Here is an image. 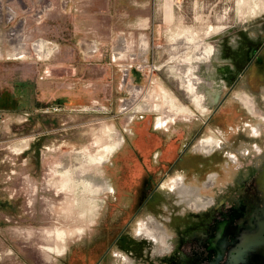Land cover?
Returning <instances> with one entry per match:
<instances>
[{
	"label": "rangeland",
	"instance_id": "1",
	"mask_svg": "<svg viewBox=\"0 0 264 264\" xmlns=\"http://www.w3.org/2000/svg\"><path fill=\"white\" fill-rule=\"evenodd\" d=\"M7 1L0 0L2 4ZM25 1L7 5L17 9L9 26L26 19L22 29L28 56L6 60L5 53L14 49L5 33L7 26H0L4 54L0 64L19 81L23 92L12 105L7 98L0 100V264H93L104 253L102 264H121L125 256L119 260L111 253L124 252L122 246L131 244L148 253L149 264H210L217 255L208 248L210 232L225 218H233V232L219 264H264V155L243 159L246 168L240 173L230 164L213 188H202L210 164L196 175L193 168L167 169L182 145L196 147L200 141L220 138L210 125L202 127L214 108L213 100L204 94L203 104H195L179 83L175 64L182 61L188 69L198 65L192 73L210 81L199 72L211 63L223 38L241 34L244 48H248L247 40L264 41V0H148L146 7L134 5L135 12L149 13L152 25L148 30L80 32L73 28L78 13L87 23L94 21L90 11L94 0H69L66 9L63 0ZM38 10L43 13L41 19L32 16ZM114 20L121 18L101 14L102 23ZM116 34L127 39H118L115 58ZM36 39L55 43L50 58L33 50ZM88 41L96 42L97 52L86 50ZM173 45H178L175 51ZM209 52L213 53L199 57ZM246 62L247 58L241 64ZM259 63L256 59L217 114L223 117L229 112L231 124L247 121L252 125L251 131L238 136V144L254 129L259 133L260 126L259 143L264 146V65ZM48 65L56 69L50 75L55 79L42 80ZM123 65L129 66L125 85ZM165 97L170 98L168 104H164ZM170 103L179 108L184 105L191 112L178 109L181 112L174 116ZM154 104L163 112L156 111ZM160 116L173 119L162 125L157 123ZM157 153L165 156L158 159ZM199 157L205 165L206 160ZM181 175L190 193L177 194L169 185L162 187ZM148 176L151 185L166 178L162 190L156 191L159 205L136 214L137 205L151 191L142 188ZM240 177L243 183L236 184ZM225 193L235 198L211 216L203 207L192 206ZM174 211L181 214L170 216ZM160 213L167 219L160 229L172 244L170 251L139 234L145 223L157 230L148 216ZM124 226V241L115 242ZM136 231L145 237L134 238Z\"/></svg>",
	"mask_w": 264,
	"mask_h": 264
},
{
	"label": "flooded vegetation",
	"instance_id": "2",
	"mask_svg": "<svg viewBox=\"0 0 264 264\" xmlns=\"http://www.w3.org/2000/svg\"><path fill=\"white\" fill-rule=\"evenodd\" d=\"M251 38V37H250ZM243 38L241 37V34L239 35H232L231 37L223 38L221 40V45L218 47V50L215 55L212 57L211 63H209L205 69L204 72H199L207 76V78H210V81H207L205 78L200 77L197 73H192V70L197 69L198 65H192L191 69H188L189 66H187L183 62V70H182V76L185 81L179 80V83L187 88L192 101L195 104H203V100L205 99L204 94H207V98L209 97L213 100L214 108L212 111L208 114V116L205 118V120L202 122V127L207 125H210V128L216 130L218 132V137L216 139V142L212 141L211 139H206L203 141H200V143H196V147L191 146L193 143H189L186 145H182L183 148H181L180 154H178L175 159L172 160V164H169L167 169L172 170L174 167L178 168H193V173L195 175L200 170L204 169V166H207V164H210L207 169L208 172H204V179L207 180V177L209 174V178L207 182L202 183V188H213L215 186L216 179L222 174H226L228 169L230 168V164H233V169H235L238 173L245 170V164L243 162V159L248 158L249 156H253L256 158L261 157L264 155V146H261L259 143L262 140V129L259 127V133L257 132L258 129H252L254 133H258L255 135L254 133L248 134L247 137H244V139L241 141L242 143L238 144L236 142L238 136L245 132L246 130L251 131V126L247 121H240L236 125L231 124L229 119L231 118L230 113L226 112V116L220 117L217 115L220 111V108L222 107L223 102L229 97V93L232 91V89L237 86L240 79L247 73V71L252 67L256 59L261 63L259 65H264V41H252L247 40L245 45L248 46V48H244L243 45ZM215 50V49H214ZM213 51V50H212ZM214 52V51H213ZM213 52L209 53H200L199 57L202 56V58L207 57L208 54H211ZM239 58V60H237ZM247 58L246 64H241L242 60H245ZM219 63H215V62ZM182 62V61H181ZM124 66V65H123ZM121 66V67H123ZM129 67V66H128ZM176 67V64H175ZM191 67V66H190ZM123 71V82L124 85L126 84V81L128 79L129 70L128 68L122 69ZM259 70H255V73H257ZM254 73V74H255ZM192 75V76H191ZM219 78L215 81V79ZM55 79V78H52ZM183 79V80H184ZM212 80V82H211ZM257 82V80H255ZM209 87V89L207 87ZM131 88V86L129 87ZM216 88H219V91H216ZM225 89V92L223 95H220V92H222ZM251 104L253 102L251 101ZM182 105V104H178ZM184 106V105H182ZM254 107V104H253ZM188 110H185L184 112L188 111L191 112V109L188 107H185ZM181 112V111H180ZM183 112V111H182ZM179 112L175 113V115H178ZM257 115V114H255ZM173 116V117H174ZM173 117L170 120H167L163 118V116H160L157 118V123L166 125L168 122H170ZM244 120V119H243ZM254 126V125H253ZM255 127V126H254ZM217 128V129H216ZM201 131V129L199 130ZM213 131V130H212ZM198 131L196 130L194 136H197ZM180 135V134H179ZM246 135V133H245ZM193 139V138H192ZM193 141V140H192ZM125 142V139H123V142L119 149L122 147L123 143ZM258 149H256V147ZM193 147V148H192ZM236 148V149H235ZM252 152H255V154L252 155ZM165 153V152H163ZM163 153H157L156 158L159 159V157H164L165 154ZM189 154V155H186ZM233 155L231 159L229 158V155ZM202 155V158H204L205 165L199 163L201 162L199 157ZM236 159V161H235ZM232 161V162H231ZM235 161V162H233ZM260 169V168H259ZM213 173V174H212ZM138 175H134L133 178H137ZM196 178V176H194ZM141 180H144V177L140 178ZM166 178L161 177L158 181H156L155 184L151 185V176H148L146 178L147 181H143L144 184L142 185V188L146 187L147 189L151 190L149 191V194L147 197H145L135 209L134 213H138L142 208L146 207L147 209H155V206H158V196L156 195L157 190L160 189L161 182H163ZM186 177L184 176H176L175 178L171 179V181L162 183V187H165L167 185L171 186L172 190H175L177 194L181 193H190V189L186 188L184 185ZM137 180V179H136ZM111 182V180H110ZM149 185H147V183ZM243 183L241 181V177L237 180V183ZM110 188L113 190L112 182L110 183ZM152 186V187H151ZM151 187V189H150ZM196 187H194L195 189ZM235 197H231L229 193H225L222 196L219 197H207L203 200V203H197L193 202L192 206L194 208L203 207L204 211H209L206 215L211 216V212L217 211L219 208L223 207L225 203H228L232 201ZM237 200V199H236ZM235 201V200H234ZM201 205V206H199ZM165 208L162 207V212L164 213ZM175 211L173 213H170V216H179L181 213L180 211ZM165 214V213H164ZM153 217L155 221V226L157 230H154L152 227H150V224H144L141 225V228L139 230V234L145 235L147 238L153 240L154 242H159V244L163 247V249L166 248V250L170 251L172 248V244H170V241H168L167 235L164 232V222L167 221L164 215L162 213L159 214V216L155 215H149L148 217ZM147 217V218H148ZM146 218V219H147ZM210 218V217H209ZM233 218H225L222 221H219L215 227V231H211V236L209 237L210 246L208 248L211 251H214L217 253L216 258L212 259L210 261V264H219V260L222 259V255L225 252V248L230 243L229 241V233H231L232 230V223ZM169 221H171V217H169ZM154 224V222H152ZM126 226V225H125ZM121 231V233L116 235L117 241H124L122 238L123 232L125 231V227ZM123 228V227H122ZM161 228V229H160ZM136 231V234L133 235L134 238L139 237L142 239V235H139ZM141 241V240H139ZM175 242V241H174ZM140 243V242H138ZM137 243V244H138ZM124 248V252H112L111 256L121 260V255H124L125 258L123 259V263L121 260V264H149L148 263V253L143 254L140 249H138L140 246H122ZM135 247V248H134ZM131 248V249H129ZM149 250V247L146 248ZM149 252V251H148ZM118 255L116 256V254ZM104 256L99 257L96 259V261L93 264H102L101 262L106 258L107 253H104ZM129 261L127 260V258ZM144 258L145 261H144Z\"/></svg>",
	"mask_w": 264,
	"mask_h": 264
},
{
	"label": "crops",
	"instance_id": "3",
	"mask_svg": "<svg viewBox=\"0 0 264 264\" xmlns=\"http://www.w3.org/2000/svg\"><path fill=\"white\" fill-rule=\"evenodd\" d=\"M63 1L66 2V5L70 4L69 0H63ZM92 3L94 4L93 5L94 9H93V11L92 10H90V11L92 13H94L93 19H95V20L89 21V23H87V20L85 19L86 17L85 18L81 17L82 16L81 13H78L77 21L75 20L76 22H75V25L73 27L75 30H77L79 32L84 31L86 29L112 30V31H118V30L125 31V30H127V31H130V30H148L151 28L152 23L149 21V13H146V14H144L143 12L138 13V12H135V10H134L135 4L141 8L146 7V5L148 4V0H146V1L142 0L140 2H138V0H124V1L123 0H94ZM66 5L63 6L64 9H66L68 7V5L67 6ZM123 6H125L124 12L121 11L123 9ZM105 8H107V9L109 8V10H107ZM170 8L171 7H169V9ZM97 9H98V11H97ZM91 12H89V13H91ZM85 13H87L86 10H85ZM102 13L110 15L111 18H115V19L121 18V20H118V21L114 20V21H110V22L105 21L102 23L100 21ZM79 32H78V34H79ZM122 38H124V39H122ZM118 39L125 41L127 39V37L126 36L125 37L119 36L117 34L115 35V40H114V42H115L114 57L115 58L118 56V54H116L115 51L117 50V47H120V45H119L120 40H118ZM46 40H47V42L48 41L52 42L49 39H46ZM93 42L94 41H92V42L88 41L87 42L88 45L86 47V50H88L89 46H93L96 49V51H94V53H95L98 51V47H97L96 42H94V45H92ZM36 43L38 44V46L48 44L45 42V40L36 39V40H34V42L32 44L33 50H34V44H36ZM54 49H55V47H54ZM53 50L50 51L49 54H47V56L46 55L44 56L43 54H41V55L43 57H45L44 59H46V58L48 59V58H50V55L53 52ZM85 53H86V51H85ZM91 54L92 53H89L88 55H91ZM142 57L146 58V55H143ZM2 68H3V66L0 64V100H1V97L7 98L8 102L10 103L9 105H12V103L15 100L22 98L20 96H22L21 93H23V92H21V90L19 89V83H18L19 81H14L13 74L10 71L4 70ZM54 72H56V69L54 68V66L48 65V66H46V69L41 73L42 75L40 76V79L49 81V79L53 78V77L51 78L50 75L53 76ZM20 78L23 79L25 77H24V75H21ZM26 148H29V146H26Z\"/></svg>",
	"mask_w": 264,
	"mask_h": 264
},
{
	"label": "bare ground",
	"instance_id": "4",
	"mask_svg": "<svg viewBox=\"0 0 264 264\" xmlns=\"http://www.w3.org/2000/svg\"><path fill=\"white\" fill-rule=\"evenodd\" d=\"M63 6L66 5V2L63 1ZM46 6V5H45ZM256 7L251 8L252 11L254 12L256 10ZM38 15L36 16V19H41L42 17V12L37 13ZM10 18V16H9ZM24 19H21V21L18 23V25H12L10 26V30L6 33L8 40L10 41V45L13 47V52L12 53H5V55H7V59L6 60H11V59H23L24 57L28 56V51L26 50V47L24 48V46L26 45L24 42V36H23V26H24ZM42 22V20H39L36 22V24H40ZM187 32V31H186ZM39 40H44V39H39ZM189 41V40H188ZM46 43L48 44H44V45H39L36 43L34 44V50L36 51V53H38L39 55L43 54L44 56L47 54H49L50 51H52L54 49V46L56 48V45L53 43L51 44L50 41L47 42V40H45ZM197 43V42H196ZM50 45V46H49ZM94 45V42L93 44ZM146 46V45H145ZM172 50L175 51L178 48V45H173ZM49 50V51H48ZM88 50L90 52H94L95 48L93 46H89ZM54 51V50H53ZM170 51V50H169ZM196 51V50H195ZM41 52V53H40ZM48 52V53H47ZM1 51H0V58L2 57ZM42 56V55H41ZM183 62H179L178 64H176L175 69L178 70L177 75L179 80L181 81H185L186 79H184V77L182 76V70H183ZM128 66H123L124 69H126ZM184 79V80H183ZM170 102V98L169 97H165L164 98V104H168ZM172 102V101H171ZM172 112L177 113L178 109L181 110H187L186 108H184L183 106L181 108H179L177 105H173L172 103L169 104ZM155 106V110L156 111H160L161 110V106L159 104H154ZM162 111V110H161ZM163 112V111H162ZM179 112V110H178ZM180 113V112H179ZM164 116H173L171 114H165ZM21 149V148H20ZM19 150V148H18ZM22 151V149H21ZM50 249V248H49Z\"/></svg>",
	"mask_w": 264,
	"mask_h": 264
},
{
	"label": "built area",
	"instance_id": "5",
	"mask_svg": "<svg viewBox=\"0 0 264 264\" xmlns=\"http://www.w3.org/2000/svg\"><path fill=\"white\" fill-rule=\"evenodd\" d=\"M17 2L18 4L21 5V3L26 2L25 0H9L7 1L5 4H2V2H0V26H7V31H5V33H7L10 30V26L11 23H14L17 12H16V6H9L7 5V3L9 2ZM32 1L33 0H29ZM23 8V7H22ZM36 13L32 14V16H34V18L36 19V16L38 15L37 13L41 12L40 10L35 11ZM10 16V18H9ZM24 20H26L24 17L22 18ZM21 20H18V22L16 24H18ZM25 22V21H24ZM142 67V66H140ZM0 122H1V115H0Z\"/></svg>",
	"mask_w": 264,
	"mask_h": 264
}]
</instances>
